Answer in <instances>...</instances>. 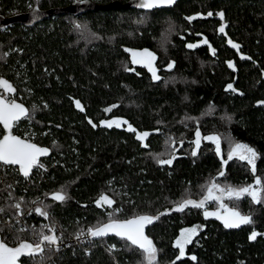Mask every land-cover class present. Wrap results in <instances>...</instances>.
<instances>
[{"label":"trees","instance_id":"16d2710c","mask_svg":"<svg viewBox=\"0 0 264 264\" xmlns=\"http://www.w3.org/2000/svg\"><path fill=\"white\" fill-rule=\"evenodd\" d=\"M74 1L0 0V14ZM217 10L224 14L227 35L250 59L238 58L217 34L218 22L208 15ZM197 35L208 39L214 56L207 46H197ZM122 46L154 52L160 80L153 82L144 68H133ZM229 58L236 74L228 68ZM262 70L264 0H178L152 11L94 10L1 29L0 78L15 89L8 99L28 108L13 133L50 148V157L42 159L55 163L29 181L16 173L11 196L0 187L2 213L13 209L14 197L49 211L29 217L33 231L1 225V239L15 245L32 240L42 226L58 224L68 243L48 245L43 254L24 257L20 264H147L143 250L125 238L91 239L88 250L71 241L72 234L80 238L88 227L146 215L158 217L146 231L157 249L154 264H264V191L261 202L243 196L228 200L233 207L211 202L207 209L188 205L176 210L185 200L205 201L212 183L242 188L259 178L264 188ZM197 132L217 135L221 156L210 141L193 152ZM141 133L149 135L139 139ZM234 143L256 150L255 171L247 161L226 157ZM170 157L171 164L159 162ZM57 192L67 199H54ZM101 197L114 203L98 204ZM226 208L250 216L252 223L227 228L205 217V212ZM184 228H195L197 234L177 259L174 242ZM253 232L258 233L254 240Z\"/></svg>","mask_w":264,"mask_h":264},{"label":"snow or ice","instance_id":"6c2138e0","mask_svg":"<svg viewBox=\"0 0 264 264\" xmlns=\"http://www.w3.org/2000/svg\"><path fill=\"white\" fill-rule=\"evenodd\" d=\"M175 3V0H140L139 7L144 9H153L164 5H171ZM208 15H212V13H208ZM220 17L223 18V13H219ZM194 17H189L188 19H193ZM77 28L81 26L79 24L76 25ZM220 31H224V27L220 28ZM231 43V41H229ZM188 47H194V45H188ZM233 47H239L238 45L233 44ZM139 57V59H137ZM155 60V54L148 51L143 50L142 52L134 53L133 62L134 63H145L150 67V70L153 71V78L159 79V77L155 74V69L152 68V62ZM174 63V62H173ZM173 64H169V68H171ZM0 87L7 89L9 92L14 91V88L7 80L0 78ZM232 88V85L228 86ZM77 106L79 102L77 101ZM28 115V110L24 107L23 104L16 103L14 100L10 103H6L3 98H0V122L3 123L4 127L8 129V134L0 139V162L5 165H19V170L23 173L25 177L29 175L32 168L38 165L39 157L41 155H45L48 152V149L40 148L35 144L28 143L25 140H22L18 136H14L11 134L12 124L22 117H26ZM106 124L108 127H112L113 124L116 126H120L119 121H104L102 122ZM129 130L131 126L129 125ZM149 135V133H141L138 137L139 139H143ZM200 136V133L197 132V137ZM205 139H214L219 142L218 137H205ZM197 147H199V139L196 141ZM234 152H236L240 159L247 160L249 164L252 165V170L255 171V160L257 158V152L255 149L251 148L248 145L244 144H236ZM195 155V153H193ZM172 159H175L173 157ZM172 159L160 160L161 164H171ZM229 159H231V154L229 155ZM226 163V162H225ZM223 175V173H221ZM262 182L259 178L256 179V184L260 185ZM213 187H219L218 185H213ZM209 196H211L212 189L209 188ZM224 191V189H221ZM230 196H235L239 198L242 194L248 193L250 194L256 202H261L259 194L253 186H249L247 188L242 189H227ZM264 191V188L261 189ZM54 199L59 201H64L67 199L66 194L63 192H57L54 194ZM103 203L111 205L114 203L108 197H101V200H98L97 203ZM204 201L196 202L193 200H185L177 206L178 211H183L185 207L188 205H193L195 207H202ZM17 209L20 208V205H15ZM3 209H0L2 212ZM37 212L41 216H47L48 213L39 208L36 209ZM216 215V213H208L205 212V216ZM158 217L152 216H137L130 220L125 221H111L110 223L104 224L102 226H98L95 228L89 229V233L92 237H104L107 236L110 232H114L116 235L125 238L130 241L132 245L138 246L139 249L143 250L145 254V258L147 264H154L157 255V249L151 239H149L144 234V228L147 224L152 223ZM224 220V226L227 228L239 227L241 224H249L252 223V218L250 216H245L239 213L238 211H230L229 215L226 217H222ZM55 230L53 229V232ZM196 233V229H185L181 233V237L177 239L176 246L179 249V255L177 259L183 257L185 255V246L188 243H191L192 236ZM258 233L253 232L251 234L250 239H255ZM58 237L55 235H43L41 244L32 245L26 241H21L16 247H9V245L3 240L0 239V264H17L19 257L22 255H35L38 252H42L43 248L41 245L43 242L47 241L50 245L56 244L58 241ZM191 259L195 260L196 257L192 256Z\"/></svg>","mask_w":264,"mask_h":264},{"label":"water","instance_id":"95a60500","mask_svg":"<svg viewBox=\"0 0 264 264\" xmlns=\"http://www.w3.org/2000/svg\"><path fill=\"white\" fill-rule=\"evenodd\" d=\"M177 1L178 0H175V3H173L171 5H164V6H160V7L153 8V9H144V8L139 7L140 0H127L126 2H120L118 0H112V1H110L108 3H105V4H99V3L94 2L92 0H76L72 4H69V5H66V6H54V7L45 8V9L39 8L38 6H33L32 8H30L27 11L14 13V14H11V15H8V16H5V15L0 14V30L1 29H4V28H7V27H9V26H11L13 24H20V25L29 27V26H33L34 24H36V23H38V22H40V21H42L44 19H47L49 17L56 16V15L70 14V15H75L76 16V15L85 13L87 11H94V10H107V9H117V8H133V9L140 10V11H152V10H155V9H162V8H170V7H173L176 4ZM218 18L222 21V24L219 26V30H220L221 27H224L225 38H226V45L228 47L232 48V49H235L238 52V49L240 48V46L235 41H233L230 38V36L227 35V33H226L227 24L224 22V18H221V17H218ZM197 36L200 38V42H199V44H197V46H200V45L207 46L210 55L214 56L217 53V51L212 46V44L208 41V39L204 35H197ZM229 41H231V43H229ZM233 44L238 45L239 47L238 48L237 47H233ZM122 50L127 54L128 59H129V62H130L131 66L133 68H144L145 67L147 71L150 70V67L148 65H146L145 63H134L133 62V55H134V53L142 52L143 50H148V51L152 52L151 50L145 49V48L144 49L131 48V47H128V46H122ZM152 53H154V52H152ZM240 58L241 59H250L246 55H241ZM137 59H139V57H137ZM152 68H154L156 70L155 71V74L159 77V79H154L153 78V72L150 73V76H151L152 81L153 82L159 81L160 80V75H159V69L156 66V59L152 62ZM228 68L230 70H232L235 74L238 71L237 70V67L235 66L234 60H231L228 63ZM261 78L264 79V70L261 71ZM4 80H6V79H4ZM4 91L6 93H13L15 91V89H14V91L9 92L7 89L4 88ZM0 98H3L6 103H10V101L6 100V98H4L2 95H0ZM14 101L16 103L23 104L20 101H17V100H14ZM256 105H263V103H260L259 102V103H256ZM24 107L28 110V108L25 105H24ZM23 118H25V117H22L21 119H23ZM21 119H19V120H21ZM14 123L12 124L11 134L14 135V136H18V135H16V134L13 133ZM0 126H1V128L3 130V134L0 137V139H3V137L8 134V129H6L4 127V125H3L2 122H0ZM18 137H20V136H18ZM20 138L22 140H25L28 143L35 144V145H37L40 148L48 149L47 154L41 155L39 157V159L50 157L51 150L47 146L38 145V144H36V143H34V142H32V141H30L28 139H25L23 137H20ZM0 163H2V162H0ZM14 166L18 167V169H19V165H14ZM20 173L23 175V173L21 171H20ZM215 211L218 212L219 210H215ZM230 211H232V210L226 208V209H224V212H222L220 215L227 216V215H229ZM141 216H146V215H141ZM133 218H135V217H133ZM133 218L124 219V220H116V221H125V220H130V219H133ZM220 221L224 222V220L222 218L220 219ZM110 222H107V223H110ZM107 223H105V224H107ZM150 224H147L145 226V228H144V234L146 236H147L146 231H147V228H148V226ZM110 236H116V237L122 238L121 236L116 235L114 232H110L107 236H104V237H92L89 234V237L92 240H98V239H102V238H106V237H110ZM0 239H1V236H0ZM22 241H26L28 243H31L32 245H37V244H34V243H32V242H30L28 240H22ZM20 242H18L15 245H9V244L8 245H9V247H16V246H18V244ZM39 244H41V243H39ZM41 247H42V245H41ZM39 254H40V252H38L35 255H31V256L32 257H35V256H38ZM24 257H30V256L29 255H22V256H20L17 264H20L21 259L24 258Z\"/></svg>","mask_w":264,"mask_h":264},{"label":"built area","instance_id":"2783aa9c","mask_svg":"<svg viewBox=\"0 0 264 264\" xmlns=\"http://www.w3.org/2000/svg\"><path fill=\"white\" fill-rule=\"evenodd\" d=\"M55 165V163H51V162H47L43 159H39L38 165L34 166L32 168L31 173L25 177L24 175H22L18 169V167L14 166V165H5L0 163V187L2 189L5 190V192L7 191L6 194H8L9 196H11L13 194V190L12 187L15 186L16 181H15V177L14 175H16V173H18L20 176H22L23 178L27 179L28 181L31 180L36 176H44L51 167H53ZM15 200V205L19 204L20 208L17 209L15 206L13 207L12 210H6L5 212H0V226L4 225V226H8V227H12L13 224L18 225V227L21 230H32L33 228V223L29 221V217L34 214V212L36 213V211H34V208H40L43 211H46L49 215V211L46 208H42L43 205H40L38 203H36L33 206H26L23 204V197H14ZM47 215V216H48ZM43 230L42 233L38 232L37 234L35 233L34 236H32V240H28L34 244H39L41 243L42 240V236L43 235H55L56 237H58V241L56 242V244H49L47 241L44 242L42 244V248L43 251L40 252V254L38 256H40L41 254H43V252L47 249V246H57L59 243H62L64 240V235L63 232L61 231L60 227L58 226V224H50V225H46L43 226ZM53 229L55 230L53 232ZM89 229L91 228H86L84 230H82L81 232L83 233L81 235L80 238H77V236L75 234L71 235V241L75 242L76 244L82 246V248L84 250H88L89 247H91V243L90 240L91 238L89 237ZM33 231V230H32ZM79 233V232H77ZM68 242H63V244H67Z\"/></svg>","mask_w":264,"mask_h":264},{"label":"rangeland","instance_id":"374dc122","mask_svg":"<svg viewBox=\"0 0 264 264\" xmlns=\"http://www.w3.org/2000/svg\"><path fill=\"white\" fill-rule=\"evenodd\" d=\"M7 99H8V97L7 96H5ZM8 101H10L9 99H8ZM205 137H218L217 135H205V136H202V135H200L199 137H197V133H196V136H195V139H194V141H193V152H195L196 151V149L198 148L197 147V144H196V141H197V139H199V145H200V143L202 142V141H210V142H212L213 143V145H214V148H215V150H216V152H217V154L219 155V156H221V139L219 138V142L217 143V141L216 140H214V139H205ZM236 144H243V143H234V144H232V145H230V147L228 148V150H227V155H226V157H228L229 158V155L231 154V158L232 157H236V158H239L240 159V157H239V155L236 153V152H234V149H235V145ZM245 145V144H244ZM175 149H177V145H175L174 146V150ZM172 157H173V155H172ZM172 157H170L169 159H171ZM163 160H167V159H163ZM241 160H243V159H241ZM244 161H247V160H244ZM248 162V161H247ZM250 166H252L251 164H250ZM257 179V178H256ZM256 179L252 182V183H250L249 185H247V186H244V187H242V188H247V187H249V186H253L254 188H256V190H257V192H258V194H259V197L261 196V185H257L256 184ZM213 185H218L219 187H213ZM209 188H211L212 189V192H211V196H209L208 195V197L209 198H207V197H205V203H204V205H203V207H204V209H207L208 207V204L209 203H211V202H214V203H216V206H218V207H223L222 205L223 204H227V205H229L230 207H233V205L232 204H229L228 203V200H230L231 198L232 199H237L235 196H230L229 195V193H228V191H227V189H229V188H233V187H230V186H228V187H223L221 184H219V183H212L210 186H209ZM209 188H208V190H209ZM242 188H233V189H242ZM221 189H224V191H221ZM209 193V191L206 193V194H208ZM243 196H248L249 198H251L254 202H256V200H254L253 199V197L250 195V194H248V193H244V194H242L239 198H241V197H243ZM103 202V201H102ZM11 204V203H10ZM108 205V204H107ZM15 206V204H14V201L12 202V204H11V206L9 207V208H13ZM42 208H45L44 206H42ZM40 209V208H39ZM9 210V209H8ZM220 210H222V211H224V209H220ZM37 212V211H36ZM43 227V226H42ZM185 229H194V228H184V229H182L180 232H179V234H178V237L176 238V240H175V242H174V244L176 245V241H177V239H179L180 237H181V233H182V231L183 230H185ZM38 232H41L42 233V231L40 230H38V231H36V234L38 233ZM196 234H197V231H196V233L192 236V240L196 237ZM191 240V241H192ZM190 243H188L186 246H185V251H186V247L189 245ZM178 252H179V249H178Z\"/></svg>","mask_w":264,"mask_h":264},{"label":"flooded vegetation","instance_id":"af4514ba","mask_svg":"<svg viewBox=\"0 0 264 264\" xmlns=\"http://www.w3.org/2000/svg\"><path fill=\"white\" fill-rule=\"evenodd\" d=\"M222 11L221 10H217V11H215L214 13H212L213 14V17L217 20V24H216V30H217V34L218 35H222V36H224V39H225V42H226V38H225V32L223 31V32H221L220 30H219V26L222 24V21L218 18V17H220V15H219V13H221ZM208 13H211V11H208ZM223 13V12H222ZM212 16V15H211ZM223 18H224V15H223ZM224 21H225V19H224ZM226 29H227V27H226ZM199 42H200V39H199V41H197L196 42V44H199ZM232 49V48H231ZM233 51H234V54L238 57V58H240L241 57V55H244L241 51H240V48L238 49V52L235 50V49H232ZM156 59V58H155ZM233 60V59H232ZM228 61L230 62L231 60H230V58L228 59ZM228 62V63H229ZM147 65V64H146ZM157 66V65H156ZM158 68V67H157ZM144 69L146 70V68L144 67ZM158 69H160V68H158ZM147 71V70H146ZM149 74L150 73H152L153 71L152 70H149V71H147ZM10 94H12V93H6L5 91H4V88L3 87H0V95H2L4 98H6L5 96H9ZM6 100H8L7 98H6ZM12 100H10V102H11ZM16 123V122H15ZM14 123V124H15ZM222 212H224V211H222V210H219L218 212H216L215 210H213V211H208V213H216V215H209V216H205L207 219H213V220H216V221H218V222H220V223H223L224 224V222H222V221H220V219L222 218V217H226V216H222V215H220ZM228 216V215H227ZM218 218V219H217ZM254 229V228H253Z\"/></svg>","mask_w":264,"mask_h":264}]
</instances>
